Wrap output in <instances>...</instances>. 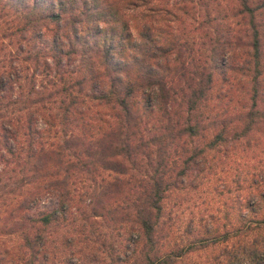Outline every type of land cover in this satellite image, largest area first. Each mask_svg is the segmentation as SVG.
<instances>
[{"label":"trees","instance_id":"trees-1","mask_svg":"<svg viewBox=\"0 0 264 264\" xmlns=\"http://www.w3.org/2000/svg\"><path fill=\"white\" fill-rule=\"evenodd\" d=\"M182 1L177 11L189 0ZM161 3L0 0L2 11L20 19L27 45L38 48L36 60L51 59L44 71L64 79L56 92L66 97L52 119L35 108L21 124L9 117L0 122V162L19 167L12 189L19 197L4 209L3 230L21 238L25 264H46L47 229L68 219L75 206L69 186L79 171L95 181L90 216L121 210L130 222L112 264H183L202 250H211L206 264H264V169L237 179L244 196L219 218L195 225L186 241L170 245L167 224L174 192L192 188L198 175L216 167L210 163L216 153L227 156L239 144L249 152L264 141V0H238L240 28L217 41L208 66L205 59L186 86L171 58L183 45L158 26L179 14ZM12 75L0 76V103L10 97ZM33 118L69 133L47 145L49 129L36 128ZM19 125L27 132L24 145ZM45 193L57 198L55 208L38 207ZM12 261L0 257V264Z\"/></svg>","mask_w":264,"mask_h":264},{"label":"rangeland","instance_id":"rangeland-1","mask_svg":"<svg viewBox=\"0 0 264 264\" xmlns=\"http://www.w3.org/2000/svg\"><path fill=\"white\" fill-rule=\"evenodd\" d=\"M184 4L182 0H162L161 5L173 7L172 10L179 14V19H161L158 26L171 31L178 37V43L183 45L182 48L178 46V59H175L176 55L171 58L178 76L183 78L181 85L186 86L185 79L200 76L194 70L201 71L205 59L208 66L210 50L217 41L230 37L229 32L238 31L240 16L236 14L238 0H189L183 11H177V8ZM19 20L12 13L0 9V76L13 73V86L7 95L10 97H5L3 103H0V111L6 114L4 118H0V122L9 117L20 119L18 122L21 124L28 111L35 108L42 109L46 116L52 119L51 116L58 111V100L65 97L64 93L56 92L64 83V79H60L54 70L47 71L46 74L45 62L51 65L52 61L50 58L44 61L46 56L36 60L33 54L37 47L27 45L24 38L26 32L17 22ZM235 49L237 51V48ZM76 64L77 60L69 66V70ZM235 92L237 97L243 96L242 90L237 89ZM41 95L43 96L40 98ZM8 100L18 102L8 105ZM26 100L29 104H24ZM36 100L40 102H34ZM17 107H20V110H17ZM91 112L94 115L95 112ZM33 125L40 130L49 129L46 132L49 135L46 144L50 146L60 142L69 133L65 135L61 131L63 125L58 123L50 127L51 129L48 128L41 118H33ZM17 127V139L24 145L27 139L26 129L22 125ZM10 143L12 145L15 142ZM249 150L247 152L243 145L239 144L238 147L231 148L227 156L216 153L215 159L210 160L213 165L217 164L216 167L198 175L192 188H182L174 192L173 201L168 203L167 216L170 245L180 244L182 239L186 241L197 231L195 225L206 221L211 215L219 218L224 209L235 203L240 196H244V182H238L237 179L242 180L247 174L250 180L255 178V173L260 169H264V141L257 147L251 145ZM15 163L16 161L10 164L0 162V257L12 259V264H25L28 255L22 248L21 238L3 230L4 209L11 199L19 197L17 192L12 193V189H16V178L19 176V167ZM76 175L69 186L75 206L71 208L68 219L47 229L49 241L46 264L116 263L114 257L123 244L130 222L122 218L121 210L114 211L112 215L90 216L93 205L90 199L95 181L83 171ZM123 190V195H126L127 187ZM56 205L57 198L51 193H45L38 207L53 209ZM210 255L211 250L196 251L184 258L183 264H206ZM34 264H37V261Z\"/></svg>","mask_w":264,"mask_h":264}]
</instances>
